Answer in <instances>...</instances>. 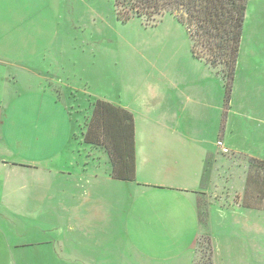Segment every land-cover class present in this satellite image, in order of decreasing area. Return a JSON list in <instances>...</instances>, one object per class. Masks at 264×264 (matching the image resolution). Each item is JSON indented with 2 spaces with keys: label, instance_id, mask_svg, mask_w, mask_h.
Returning a JSON list of instances; mask_svg holds the SVG:
<instances>
[{
  "label": "rangeland",
  "instance_id": "rangeland-1",
  "mask_svg": "<svg viewBox=\"0 0 264 264\" xmlns=\"http://www.w3.org/2000/svg\"><path fill=\"white\" fill-rule=\"evenodd\" d=\"M6 30L14 34L0 55L14 62L0 68L8 86L0 105V264H205L194 244L204 234L214 264H264V209L234 204L253 157L246 151L264 127V0L246 2L237 81L222 109L223 124L231 110L227 138L248 143L238 141L242 156L220 155L210 163L218 169L205 172L198 194L208 227L193 213L192 194L148 189L141 176L111 179L107 154L82 141L97 99L128 102L133 117L154 122L148 135L158 138L162 74L192 56L183 22L169 13L152 24L123 21L114 0H0ZM206 131L213 138V123ZM190 144L184 140V182L199 158ZM43 240L40 252L32 243Z\"/></svg>",
  "mask_w": 264,
  "mask_h": 264
},
{
  "label": "crops",
  "instance_id": "crops-1",
  "mask_svg": "<svg viewBox=\"0 0 264 264\" xmlns=\"http://www.w3.org/2000/svg\"><path fill=\"white\" fill-rule=\"evenodd\" d=\"M12 34H14V32L11 30L1 32L0 43H2L1 41L3 39L8 38ZM8 61H11V63L14 62V60L9 57L6 58L0 55V68ZM235 74L232 91L237 81ZM162 79L166 82V86H162L164 88L161 91L162 100H157L155 102V104H158L159 113L158 124L160 125V129L157 128L158 138L148 135V132L150 131L151 133V130L155 128L154 122H151L147 116L140 117V119H136L134 116L135 176H141L143 178L141 183L148 189L156 190L163 188L159 190H177L180 194H183L179 196H185L187 198L191 197L185 194H192L194 205L193 213L198 221L197 202L199 200L201 202L204 201L202 199L203 196L198 194V191L203 189L206 181V170L211 169L210 172H214L213 170H215L217 166L211 165L216 164V161L222 158L220 155L235 159L236 155L242 156L243 152L238 148L239 140L231 142L227 138L225 130L223 131L222 127L229 121L231 110L229 111L228 118L224 120L223 124L222 109L224 104V92L222 82L214 71L208 68L202 61L191 56V59L180 63L176 71H166L163 73ZM5 87H8L7 76L3 72H0V105L4 101L3 91ZM114 103L131 111L128 102L125 103L118 100ZM2 118L4 119V114L0 110V119L2 120ZM140 120L141 122L138 127L136 122ZM208 123H213V138L207 137V131L204 133L206 124ZM181 124L183 125L182 127L179 126ZM1 129L2 126L0 128V142L3 139ZM257 130L258 132L255 133L254 136L255 139L250 144L251 146L255 145V148H252L253 151H246V153H248L249 156L264 159V127L259 126ZM185 139L191 141L189 148L196 145L198 149H200V151H198L199 158L195 162V168L192 170V179L188 182H184L180 179L183 171L190 170L183 168V159L185 156H189V152L184 153ZM244 139L245 138H241V141H239L240 144H244L248 141V139H245L246 142H244ZM148 140H150L151 143ZM217 141H221L222 145L218 146ZM1 159L2 161L4 160L3 156ZM156 160H159V169L157 170L153 167L157 165ZM211 162H213V164H210ZM15 163L18 162L13 161L12 165H16ZM2 165L5 166V163L3 162ZM140 166L150 171L145 170L143 173H140ZM36 168L40 169L38 165H36ZM49 168H51V166L48 165V169ZM161 172H163L164 175L160 174ZM157 173L160 175L158 176ZM109 177L111 178L110 174ZM133 181H135V179ZM243 187L238 193L234 194L236 195L234 204H237L238 207H243L236 199L237 196L240 197L242 195ZM243 208L262 209L252 207ZM48 231H50V229H48ZM47 243V240H43L41 242H33L32 244H35L37 250H39L41 246H47L45 245ZM42 250L43 249H40L39 251L41 252ZM16 264L27 263L20 260V262L16 261ZM44 264L50 263L45 260Z\"/></svg>",
  "mask_w": 264,
  "mask_h": 264
},
{
  "label": "trees",
  "instance_id": "trees-1",
  "mask_svg": "<svg viewBox=\"0 0 264 264\" xmlns=\"http://www.w3.org/2000/svg\"><path fill=\"white\" fill-rule=\"evenodd\" d=\"M247 0H114L118 17L127 21L136 16L147 24L164 14L183 22L191 39L192 57L202 61L219 76L224 108L229 107L237 64ZM82 133L84 144L102 149L108 157L112 179H135L134 117L126 108L110 101H94ZM243 207L264 209V159L249 157L243 193L236 197ZM208 203L197 202L198 222L208 227ZM198 260L207 257L214 264L211 238H196ZM198 250L195 249V253ZM203 254H201L200 253ZM198 262L194 258V263Z\"/></svg>",
  "mask_w": 264,
  "mask_h": 264
},
{
  "label": "built area",
  "instance_id": "built-area-1",
  "mask_svg": "<svg viewBox=\"0 0 264 264\" xmlns=\"http://www.w3.org/2000/svg\"><path fill=\"white\" fill-rule=\"evenodd\" d=\"M217 145H218V146L222 145V144H221V141H217Z\"/></svg>",
  "mask_w": 264,
  "mask_h": 264
}]
</instances>
